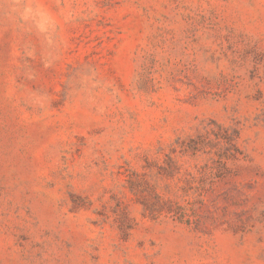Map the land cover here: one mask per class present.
<instances>
[{
	"label": "rangeland",
	"instance_id": "1",
	"mask_svg": "<svg viewBox=\"0 0 264 264\" xmlns=\"http://www.w3.org/2000/svg\"><path fill=\"white\" fill-rule=\"evenodd\" d=\"M0 264H264V0H0Z\"/></svg>",
	"mask_w": 264,
	"mask_h": 264
}]
</instances>
